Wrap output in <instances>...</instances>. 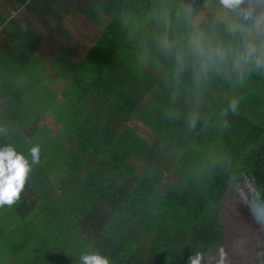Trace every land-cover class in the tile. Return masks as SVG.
<instances>
[{"label":"trees","instance_id":"16d2710c","mask_svg":"<svg viewBox=\"0 0 264 264\" xmlns=\"http://www.w3.org/2000/svg\"><path fill=\"white\" fill-rule=\"evenodd\" d=\"M82 1L87 0H0L16 11L29 9L46 26L52 14L62 16L74 4L102 27L73 73L66 75L68 123L61 118L65 126L60 123L57 132L73 146V157L81 165H70L69 175L62 171L66 173L56 177L54 186L48 182L53 164L33 165L19 199L10 206L25 220L38 214V200L47 206L52 191L58 193L60 186L63 192L68 186V202L81 205L75 212L79 223L64 219L56 226H66L62 234L74 245L86 241L84 248L99 250L116 264L207 260L225 243L218 211L204 215L187 231L176 230L173 221L161 222L158 214L169 204L178 205L175 212L179 207L199 211L206 197L203 186L219 179L226 169L223 160L234 165L245 151L255 158L260 180L255 191L264 198V20L250 9V0L228 8L253 31L225 19L220 12L223 0H214L199 21L186 15L193 0H97L102 13L88 12ZM102 14L108 17L105 24ZM25 19L24 26L11 15H1L0 23L7 35L42 47L44 34ZM197 30L200 35L194 36ZM31 61L42 64L32 57L18 62ZM233 102L235 111L230 108ZM133 118L149 128L146 135L131 125ZM24 132L21 138L35 142L44 134L38 120ZM3 144L12 143L0 126ZM44 151H39L40 161ZM168 174L172 183L166 181ZM41 177L44 187L36 183ZM76 184L79 192L73 188ZM225 197V192L213 196L216 201ZM149 205L153 211H147ZM27 248L28 242H21L24 263L31 264ZM54 250L46 256L40 253L49 259H41L43 264L63 262L65 249Z\"/></svg>","mask_w":264,"mask_h":264},{"label":"rangeland","instance_id":"374dc122","mask_svg":"<svg viewBox=\"0 0 264 264\" xmlns=\"http://www.w3.org/2000/svg\"><path fill=\"white\" fill-rule=\"evenodd\" d=\"M90 1L81 3V6L86 7L88 12L98 8L95 5L97 0H92L91 5ZM210 2L211 0H207L205 6L193 2L186 15L192 19L196 17V21L204 19L209 6L213 5ZM73 6L75 5L72 4V8L70 7L68 12L62 13V16L52 14L50 24L46 26L40 18H35L29 9L22 8L16 12L8 4H0V14L3 17L11 15L21 20L24 26L25 17L29 18L33 27L37 31H41L46 39L42 47L33 48L24 37H14L4 33L0 23V65L2 66L0 67V126L2 132L8 135L18 152L27 155L32 146L38 145L39 151L44 148V159L43 161L39 160V163L41 162L45 168L48 163L53 164L49 167L52 181L48 178V182L51 186L55 185L57 176L66 173L62 171L66 170L69 175L70 165L74 166V163L81 165V160H76L73 157L75 155L73 146L68 143L66 137L57 135L56 131L59 130L60 123L62 127L65 126L63 118L68 123L65 92L69 86V77L66 75L73 73L102 28L89 19L86 13L79 12ZM248 6L252 10L259 11L251 2ZM228 7L222 1L220 12L225 14V19H230L231 23L237 27L253 31L252 26L247 23L248 21L233 15ZM98 10H102L101 6ZM212 13H218V9L212 10ZM107 21L106 14H102L103 24ZM254 33L258 35L257 31ZM196 35H200L198 30L194 36ZM67 54H70L71 57H67L66 60L63 57ZM28 57L41 62L43 66L35 64L34 61L28 62L27 65L18 62ZM34 120L39 121V127L44 131L42 139L36 140L37 142L20 137L23 133L25 134L24 130L27 125ZM132 121H136L138 131L142 135H146L149 128L144 127L145 124L137 118H133ZM132 121L131 124L134 125ZM43 139H46L45 142L48 146L41 144ZM223 163L226 165V169L219 173V179L203 186L206 187V197L202 209L197 212H189L190 217L186 212H182L183 217L175 219L181 224L177 227L188 230L194 221L201 220L204 215L218 211L223 217L225 225L226 257L222 264H263L264 223L258 222L250 211L251 203L264 204V198L255 191L256 185L260 183L255 168V158L251 153L245 151L242 152L236 164L233 165L225 160ZM42 165L39 166L42 167ZM58 166H62V170H59ZM37 170L42 169L37 168ZM32 172L34 173L35 170ZM42 174L44 175V173ZM166 181L172 183L169 174ZM36 183L44 187L45 181L41 177V179H36ZM77 185L73 188L79 192ZM25 191L30 199H34L31 192L28 193L27 189ZM57 191L58 193L51 192V198L48 199L50 204L47 206L38 200L39 205L34 212L38 214L30 215L25 220L20 218L10 205H0V226L3 231L0 236V264H25V255L21 252V242L23 241H27L29 244V248L24 251L28 252L26 259L30 260L31 264H43L41 259L49 260L39 256L40 253L46 256L52 247L55 248L54 251L65 249L61 253L63 262L59 264H80L81 253L91 251L84 248L86 241L81 242L80 246L75 242V246L73 239L69 236L64 237L66 235L62 234V229L66 226H56L61 224L64 219L71 222L73 217L78 223L75 212L77 209L80 210L81 206L74 205V202L71 205L68 202V186L63 192L58 186ZM216 192H225L226 197L216 201L213 198ZM55 194L59 198L60 205L55 204ZM236 194L240 195V198H234ZM173 206L177 207L178 205ZM153 210V206L149 205L147 211ZM171 210L168 212L169 215L173 217L181 215L180 213L175 214ZM65 213L67 214L66 218ZM77 240L79 239L77 238ZM92 251L101 254L99 250L93 249ZM69 252L72 253L71 256H69ZM108 259L110 264H114L113 260ZM47 263L48 261H45V264ZM205 264H221L217 253H213L212 258H208Z\"/></svg>","mask_w":264,"mask_h":264},{"label":"clouds","instance_id":"9594fccd","mask_svg":"<svg viewBox=\"0 0 264 264\" xmlns=\"http://www.w3.org/2000/svg\"><path fill=\"white\" fill-rule=\"evenodd\" d=\"M239 2L240 0H224L228 6H234ZM252 52L254 49H250L249 55ZM256 64L259 67L261 61L257 59ZM236 107L235 102L230 105L233 111L236 110ZM38 163V145L32 146L27 155L18 152L12 144L0 145V205H11L19 199L31 167ZM250 211L258 222L264 223V204L251 203ZM79 259L80 264H110L106 256L95 251L83 252ZM189 264H196V262L190 257Z\"/></svg>","mask_w":264,"mask_h":264},{"label":"crops","instance_id":"0c3cea01","mask_svg":"<svg viewBox=\"0 0 264 264\" xmlns=\"http://www.w3.org/2000/svg\"><path fill=\"white\" fill-rule=\"evenodd\" d=\"M100 1V0H99ZM204 4H205V2L207 1V0H201ZM213 1L214 0H211V4L213 3ZM224 1V0H223ZM250 1H252L251 3L252 4H254L255 5V8L256 9H258L259 11H256V10H253L254 12L256 11V13L257 14H259L262 18H263V20H264V0H250ZM193 2H197V3H200L199 2V0H193ZM259 4V5H258ZM205 6V5H204ZM250 9H251V7H250ZM96 10L97 11H99V12H101L100 10H98V8H96ZM188 12V11H187ZM262 26L264 27V21H263V23H262ZM0 67H2L1 65H0ZM6 75L4 74V77H5ZM5 79V78H4ZM134 125H132V126H135L136 124H137V122L136 121H133L132 122ZM143 123V122H142ZM144 124V123H143ZM60 127H61V125H59V129H60ZM145 127V126H144ZM177 206V205H176ZM170 209H172L171 211H174V213L175 214H178V213H180L181 215H179V216H175V217H173V216H171V215H169L168 214V212H169V210ZM175 209H177V207H175V206H173V205H162V208H161V212L158 214V216H159V218H160V220H161V222H164V220L163 219H165L166 221H173L172 223L175 225V229L176 230H181V231H187V230H182L181 228H179V227H177V226H179V225H181L180 223H179V221H176L175 219L176 218H182L183 217V213H185L186 212V214H188L189 212H194V211H190V210H186V209H182V208H180L179 207V209L178 210H176V212H175ZM202 209V208H201ZM200 209V210H201ZM156 210V209H155ZM183 212V213H182ZM188 216L190 217L191 216V214H188ZM228 216H230V215H228ZM71 221H73V222H76L74 219H72ZM78 221V220H77ZM195 222V221H194ZM193 222V223H194ZM78 223H79V221H78ZM222 247H219V249H217V250H214L211 254H210V256H209V258L211 259L212 258V254L213 253H217V256L219 257V259H220V263L222 264L223 263V261H224V258L226 257V248H225V243H224V245H221ZM134 252V251H133ZM132 252V253H133ZM69 254H70V256L72 255V253L71 252H69ZM132 256H134V260H135V256L137 257V253H133V254H131ZM130 255V256H131ZM129 256V257H130ZM252 258V257H251ZM208 259V258H207ZM112 260V259H111ZM251 260V259H250ZM205 261L206 260H202V259H199L198 260V262L196 263V264H205ZM247 261H249V260H247ZM114 264H116V262L114 261ZM133 264H136V262H133ZM263 264H264V261H263Z\"/></svg>","mask_w":264,"mask_h":264}]
</instances>
